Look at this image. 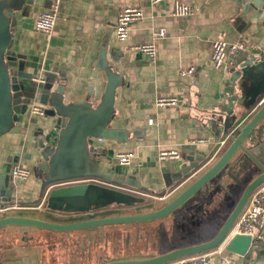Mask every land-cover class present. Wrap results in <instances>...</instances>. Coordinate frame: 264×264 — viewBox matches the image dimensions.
<instances>
[{
    "label": "crops",
    "instance_id": "obj_1",
    "mask_svg": "<svg viewBox=\"0 0 264 264\" xmlns=\"http://www.w3.org/2000/svg\"><path fill=\"white\" fill-rule=\"evenodd\" d=\"M175 1L162 0L153 4L151 0H60L55 30L49 36L38 31L35 24L39 15L49 9L54 0H27L17 13L13 32V50L24 63V70L43 79H48L47 74H56L55 85L59 82L66 86V102L77 98L99 102L106 84L105 72L98 67L102 49L106 61L112 62L123 74V83L117 89L116 113L111 122V129L121 137L92 139L91 143L102 150L100 163L114 169L117 177L128 178L139 186L113 184L130 190L132 194L137 192L151 197L148 203L144 202L145 208L140 212L163 206L193 181V177L180 185V182L167 181L188 161L185 155L178 160L160 161L158 151L161 148L183 150L190 140L204 138L207 142L199 144L198 149L216 154L218 143L227 140L250 118L249 110L243 109L247 97H241L242 89L251 88L258 77L257 69L253 70L255 63L250 64V61L254 51L264 48V15L254 5L245 9L236 0H179L192 5L195 11L190 16H174ZM127 6L140 8L144 16L131 24L128 39L120 41L115 29L119 13ZM161 29H165L166 34L156 35ZM241 38L249 39L251 49L241 51L232 62L216 69L212 63L214 40L237 41ZM148 42L156 44L154 62L133 49ZM190 66H195L196 72L183 76L181 71ZM253 71L257 73L255 77L252 76ZM159 97H176L178 104L158 107L156 100ZM34 102L40 103V97L32 99L29 105ZM263 103L264 97L259 107ZM30 106L24 115V125L41 126L47 119L52 120L32 114ZM213 109L227 113L226 124L218 128L206 124L205 112ZM213 143L217 144L213 146ZM33 144L32 139L15 131L0 135V164L9 160L13 166L19 163L32 171L28 179L17 181L15 197L7 205L9 209L21 210V215L59 222L128 214L123 209L131 206L106 207L89 213H64L44 208L46 202L39 200L41 181L34 172L39 151ZM226 146L227 143L214 160ZM129 150L135 151L136 157L129 165H120L117 154ZM254 171L246 176L243 183L229 180L226 186L212 185L185 204L189 210L188 217L193 220L187 224L185 236L189 242L183 246L208 241L219 232L244 187L256 176ZM199 210L201 213L195 212ZM147 223L137 224V235L148 230L150 225ZM172 223L171 218L166 221L168 230L172 228ZM14 227L0 230V264H63L60 251H49L47 246L49 243L57 246L63 237L69 240L77 238L75 232H55L54 239L48 242L44 232L33 230L34 238L24 236V241L30 243L24 245L15 242L17 235L10 231ZM129 227L123 224L101 227L95 230L96 235H88L89 244L84 246V252L91 257L84 264H99L107 256L114 260L161 254L148 243L142 244V248L135 247L140 251L131 249L125 256L110 255L112 228L121 237L132 231ZM87 231L78 233L83 235ZM36 234L46 241H39L35 238ZM99 244L101 247L97 248ZM95 248L100 249L96 255L93 254ZM70 257L73 258L72 255ZM77 262L78 257L74 256V264H81ZM213 264H264V247L251 248L243 258L225 251L213 259Z\"/></svg>",
    "mask_w": 264,
    "mask_h": 264
},
{
    "label": "water",
    "instance_id": "obj_2",
    "mask_svg": "<svg viewBox=\"0 0 264 264\" xmlns=\"http://www.w3.org/2000/svg\"><path fill=\"white\" fill-rule=\"evenodd\" d=\"M27 0H0V135L15 131L33 140L39 151L34 172L41 181L39 200L47 195V208L64 213H89L106 207L134 206L145 202V198L134 195L113 182L139 186L128 178L117 177L113 169L100 163L102 150L91 143L92 139H120L121 135L111 129L116 113L117 89L123 83V74L112 62L106 61L105 51L99 55L98 67L105 72L106 84L99 102L88 98L65 101L66 86L56 83V74H47L43 82L24 70V63L13 50L14 27L17 13ZM241 7L254 5L264 15V0H236ZM250 64L257 69L258 77L251 88L242 89L243 109L250 117L233 133L216 154L203 152L197 146H185L183 156L188 161L182 169L171 174L167 181L183 182L207 167L177 196L163 206L146 212L112 214L88 217L81 220L59 222L36 216L21 214L0 215V229L15 226L36 228L53 232H82L96 235V229L112 225L139 224L165 219L194 198L200 191L220 182L226 186L229 180L243 183L254 170L251 179L239 197L219 232L210 240L176 248L145 258H126L105 261L99 264H173L176 260L212 251L227 241L226 252L243 258L251 250V236L232 235V228L244 211L251 194L264 183V48L254 51ZM252 73L256 76L257 73ZM55 80V81H54ZM55 85V87L53 86ZM40 97L46 106V117L52 119L41 126L24 125V115L32 99ZM204 119L211 128L227 123L224 110H207ZM24 125V126H23ZM222 154L215 156L226 145ZM214 154V156H213ZM13 162L0 164V213L12 203L15 195L12 169ZM94 178L97 181L68 184L72 180ZM178 185V186H179ZM87 231V232H88ZM86 232V233H87ZM93 232V233H92ZM86 236H83V241Z\"/></svg>",
    "mask_w": 264,
    "mask_h": 264
},
{
    "label": "built area",
    "instance_id": "obj_3",
    "mask_svg": "<svg viewBox=\"0 0 264 264\" xmlns=\"http://www.w3.org/2000/svg\"><path fill=\"white\" fill-rule=\"evenodd\" d=\"M162 0H151L153 4H156ZM60 0H54L50 8L43 11L35 24L38 31L46 34L52 35L55 30L57 14L59 10ZM195 9L192 5L181 2L179 0L175 1L174 5V16H190L194 13ZM144 16L143 11L134 6L125 7L118 16V22L116 24V36L120 41H126L129 37L130 27L134 21L142 19ZM165 29H161L156 32L158 36H164ZM212 51V63L216 69L223 68L226 63L232 62L241 51H248L251 49V43L247 38H241L237 41H228L225 39H216L213 42ZM133 49L142 52L147 55L149 59L154 62L157 56V48L155 42L142 43L134 46ZM196 72L195 66H190L187 70H182L181 74L183 76L188 74H193ZM40 82H43V78H39ZM178 104V99L176 97H159L156 100V105L158 107L164 106H176ZM30 111L32 114L45 116L46 107L41 103L34 102L30 106ZM152 123L153 120L150 119ZM102 140V139H100ZM223 140L218 143L219 148L225 143ZM207 140L204 138L193 139L189 141L190 145L198 146L199 144L206 143ZM212 143V142H211ZM217 143H213V146ZM136 157L135 151H126L117 154L118 163L120 165H129L132 160ZM183 157V150L177 148H161L158 151V159L160 161L168 159H181ZM32 171L17 163L12 169V175L14 182L17 183L19 179L26 180L30 177ZM97 181L94 178L86 179H76L70 181L68 184H77L84 182H94ZM47 195L43 197V201H46ZM10 206H7L5 210H8ZM232 235L243 234L251 236V247H264V183H262L250 196L249 201L234 224L232 228ZM227 248V241H224L216 249L200 254H195L187 257L180 258L176 260L173 264H213L214 256L221 254Z\"/></svg>",
    "mask_w": 264,
    "mask_h": 264
},
{
    "label": "trees",
    "instance_id": "obj_4",
    "mask_svg": "<svg viewBox=\"0 0 264 264\" xmlns=\"http://www.w3.org/2000/svg\"><path fill=\"white\" fill-rule=\"evenodd\" d=\"M217 185L218 184L216 182L214 184V186L216 187ZM186 207H187V205L182 206L181 208L174 211L172 214H170L165 219H160V220L148 222L147 225H150V226H148V230L146 232H140L138 235L136 233L137 239L141 240L143 238H148L150 235H154L155 244H154L153 248L160 251L161 254L168 252V251H171V250H174L176 248L184 247L185 245L183 246V244L189 242V241H186V239H188V238H186V236H185V234L187 233V224L191 223L193 220V218L190 219L188 217L189 216V214H188L189 210ZM195 212L198 214L201 213L200 210L195 211ZM169 218L173 219V223H172L173 226H172V228H170L168 230L166 228V221H168ZM194 218H196V215ZM112 226H115V225H112ZM123 226H130L129 228L132 229V232H135V230L137 228L136 227L137 224H123ZM43 232L47 236L48 242H50L51 239H54L55 232H52L49 230H43ZM75 233H76L75 236H77V238H75L73 241H69L68 238L66 239L65 237H63L62 238L63 241L60 240L57 246L54 247V244L52 245L51 243H49L50 245L47 246V249L49 251H53V252L62 250V252L64 253V251L68 250V247H66V246H68V244L76 243L78 241V239H79L78 236L80 235V233H78V232H75ZM130 233H126L127 239H130V237H129ZM67 236H69V235H67ZM123 236H121V237H123ZM70 240H71V238H70ZM138 244L139 243H135V247H137ZM141 244H143V243H141ZM189 245H191V244H189ZM189 245H187V246H189ZM132 246L134 247V244H132ZM85 249H86L85 247L79 246V248L77 249V253L75 252L76 256L78 257V262H80V257L82 254H87V252H84ZM130 250L131 249H125L121 253L113 251L112 256H115V257H116V255L125 256V254L127 252H129ZM133 251H140V250L133 248ZM69 255H70V253H69ZM90 257H91V255H90ZM95 257H97V256H95ZM105 258L106 259L100 258V259H102L101 263L111 260V257L107 256ZM64 260H65V258H64Z\"/></svg>",
    "mask_w": 264,
    "mask_h": 264
},
{
    "label": "rangeland",
    "instance_id": "obj_5",
    "mask_svg": "<svg viewBox=\"0 0 264 264\" xmlns=\"http://www.w3.org/2000/svg\"><path fill=\"white\" fill-rule=\"evenodd\" d=\"M224 150V149H223ZM214 161H212L207 167H205L203 170H201L200 172H198L193 178L192 180H194L195 178H197L205 169H207ZM120 176V175H119ZM218 182V181H216ZM220 184V182L218 183V185ZM245 185V184H243ZM211 188V187H210ZM135 195H139L143 198H145V203H148V199H151V197H147V196H143L141 195L140 193H133ZM47 198V197H46ZM147 198V199H146ZM41 202H43V200H41ZM40 202V203H41ZM46 202V201H45ZM165 202V201H164ZM144 203H140V205H134V206H131V208H127V209H123V212H127V213H136V212H140L142 211L145 207H144ZM43 207L44 208H47V203H44L43 204ZM158 207V206H156ZM133 210V211H131ZM21 212V210H18V209H8V210H5L4 212H1L0 215H3V214H19ZM25 212V211H24ZM7 228V227H6ZM4 230H6L5 228H3ZM33 230H36L38 232H43V230H37V229H31V228H24V229H21V228H18V227H14L12 229H10V231H13L16 233V237H15V242H18L19 243H23L24 245L26 244H30V243H27L26 241H24V236H28L29 238L32 236V239L34 238L33 237V233H31ZM90 233V231H88L87 233L83 234V235H79L80 238L78 239V242L76 243H71V244H68V250L67 251H64V253L62 252V250H60L59 252V255H60V258L62 256V258H65V260L63 261V264H74V256H76L75 252L77 253V249L79 248V246H86L89 244V242H87V240H89L88 238V234ZM117 235L116 237H113V235ZM86 236V241H82L83 239L81 238L82 236ZM22 236V237H21ZM44 236V235H42ZM38 238L39 241H43L45 242L46 239H43L41 238L40 236H38L37 234L35 235V238ZM45 237V236H44ZM130 239H127L126 237V234L120 238V234L118 232H116V229L115 228H112V232H111V244H110V255L113 254V251H116L118 253H121L123 250L125 249H133L135 248V243H139L137 248H142V244L143 243L144 245L145 244H148L150 243L151 246L155 244V238H154V235H150L148 238H143L141 240H138L137 239V235H136V230L135 232H132L130 233ZM70 238V237H69ZM69 240V239H68ZM74 240V239H73ZM71 239V241H73ZM70 241V240H69ZM36 242H38L36 240ZM132 244H134V247L132 246ZM131 245V246H130ZM101 247V244H99L97 246V248H100ZM95 248L93 250V254H97L99 253V251L97 250H100V249H97ZM136 249V248H135ZM70 253V255H69ZM73 256V258H71L70 256ZM88 257H90V255L88 254H82L81 257H80V262L79 263H86L88 262ZM217 258V255L214 256V259ZM78 263V262H77ZM214 263H215V260H214Z\"/></svg>",
    "mask_w": 264,
    "mask_h": 264
}]
</instances>
